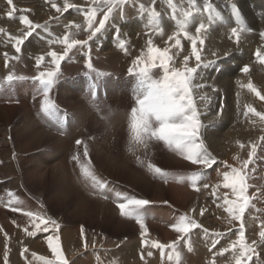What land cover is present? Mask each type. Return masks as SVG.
<instances>
[{"label": "rangeland", "instance_id": "374dc122", "mask_svg": "<svg viewBox=\"0 0 264 264\" xmlns=\"http://www.w3.org/2000/svg\"><path fill=\"white\" fill-rule=\"evenodd\" d=\"M13 2L17 9L28 10L24 14L34 23L42 24L50 17L60 16L59 21H51L54 37H62L66 30L74 32L75 29H65L64 25L69 22L82 25L75 38L84 40L90 34L84 30L82 13L75 9L61 15L48 0ZM55 2L63 7L64 0ZM68 2L88 7L91 0ZM209 2L211 14L216 18L210 23L209 13L203 11L204 0H196L201 11L188 29L195 35L196 25L201 22L209 25L208 31L202 33L205 43L201 57L205 62L214 61L209 67L198 70L200 78H196V82L206 85L200 89V95L209 98L207 102L198 101L203 124L201 139L217 161L211 168L202 170L197 180L199 191L194 190L188 180V174L199 170V166L185 160L162 141H149L147 148L129 151L130 110L135 106L137 80L128 69L132 67L133 59L146 49L150 34L145 26L147 15L141 16L138 4L154 6L161 13L163 34L151 36L156 46L165 48L174 45L168 36L176 31L167 0H155L154 5L153 0H137L131 21L120 19L117 13L112 26L107 27L98 39L94 38L87 46H77L62 62L60 74L49 92L56 107L48 115L41 111L43 90L34 77L51 66L47 52L62 53L64 45H49L50 37L37 30L17 54L11 44L4 43L6 35L0 33V229H3L0 231V264L4 259L5 233L8 236V264H27V261L42 264L37 256L52 258L46 237L53 232L27 236L24 229L32 231L30 219L24 215L27 211L56 220L59 224L56 234L60 236L69 264H171L160 250L150 249L153 254L148 256V249H142L139 224L134 218L121 215L117 207L124 197L149 201L141 211L151 240L163 244L176 240L179 234L170 225L185 214L209 230L208 235L202 229L192 231L191 251L183 243L178 246L182 264H210L213 252L216 253L214 264H234L232 251L220 255V250L236 239L235 229L239 222L233 221L235 227L227 223L228 214L222 207H217L223 201L212 196L211 186L220 184L218 195L228 192L232 198L230 189L222 186L223 172L230 170L225 162L239 167L247 159L249 145L253 142L260 147L255 162L247 170L251 185L248 192L251 195L259 189L261 195L253 200L255 207L245 212V237L249 243L258 241L259 259L254 257L249 264H264V243H259L258 235L261 221H264V141L260 140L264 136V123L258 117L243 115L245 104L264 112V100L241 87L251 79L264 95V64L257 62L254 55L257 48L264 52V39L260 36L264 32V0ZM173 3L178 10L188 8V0H173ZM8 10L7 0H0V28L7 34L21 35L25 29L19 21L21 13L18 11L14 18H9L6 16ZM100 15L98 13L97 23ZM237 19L247 29L239 44L229 38L231 27L237 26ZM116 28H119V39L126 43V50L119 47ZM208 32L215 35L212 37ZM209 37L212 42L207 39ZM180 39V49L170 48L174 66L183 67V57L188 55V66H195V58L190 54L191 42L183 36ZM219 41L226 43L221 50H217ZM213 52H216L215 56ZM5 53L9 57L18 55L19 59H9L6 63ZM39 55H44L45 60L38 68L35 58ZM89 59L93 69L86 66ZM245 65L249 67L247 74L241 71ZM9 76L13 79L8 80ZM249 97H254L255 101ZM235 129L244 133V137H232ZM78 140L82 143L77 144ZM237 141L245 147L241 148ZM148 162L169 173L167 180L149 171ZM82 167H89L105 187H94L84 176ZM205 183L210 187L205 189ZM13 208L21 211H13ZM201 208L206 209L203 215ZM229 228H232L231 233H228ZM213 232L226 233L217 238L219 242L214 249ZM24 247L28 248L27 254H21Z\"/></svg>", "mask_w": 264, "mask_h": 264}, {"label": "snow or ice", "instance_id": "6c2138e0", "mask_svg": "<svg viewBox=\"0 0 264 264\" xmlns=\"http://www.w3.org/2000/svg\"><path fill=\"white\" fill-rule=\"evenodd\" d=\"M51 3V7L56 10L57 13L63 14L70 9H75L77 12L82 13L84 30L90 33L86 39L81 40L75 38L80 32L82 25L73 24L69 22L64 25L65 29H75L74 32L65 31L63 36H53L51 21H59L60 16L50 17L49 21L44 23H34L29 19L24 12L26 9H17L13 0H7L9 10L6 12V16L14 18L15 14L19 11V21L25 25V29L21 35L13 36L5 33V30L0 28V33L6 35L5 44H11V47L15 50V53L19 54L22 51V45L34 34L37 30H41L43 33L50 37L47 40L49 45L63 44V52L57 53L56 51L49 50L47 56L51 57L50 64L44 71L38 72V75L34 77V80L38 81L42 86L43 99L41 100V111L46 115L51 114L56 105L49 97V92L53 87L56 79L58 78L62 62L69 58V54L77 48V46L84 47L89 44L94 38H99V35L109 26H112L111 22L116 18V14L119 13L120 19L126 18L125 7L128 4H132L134 7L137 5V0H91L88 7H79L76 4L64 0L63 7L58 6L55 0H48ZM155 0H153V5ZM168 7L171 9V19L174 21L176 31L172 35L168 36L169 41H174V45L170 47L160 48L153 43L151 34H163V28L161 27V13L156 11L155 7H146L144 3L138 4V11L143 16L147 15L146 27L150 30L149 38L147 39V47L141 51L132 61V67L128 69L129 73L133 74L137 80V87L135 92V106L130 110V147L129 151H135L139 147H148L149 141H162L168 148L176 151L182 155L187 161H190L193 165H198L199 170L188 174V180L190 186L199 191L197 184L198 178L202 175V170L211 168L216 164V157L208 152L203 140L201 139L202 113L198 109V101H208L206 95H200V89L206 87L201 83L196 82V78L199 75L198 70L209 67L214 61H203L201 57V51L204 47V38L202 33L208 31L209 25L203 22L199 23L195 27V35L189 32V27L194 20L197 13L201 11L197 7L196 0H188L187 9H177V6L173 3V0H167ZM179 11V17L177 12ZM204 12H208V20L211 23L216 17L212 13V8L209 0H204ZM234 11L235 8H234ZM100 13V18L97 20V15ZM218 16V14H217ZM247 29L242 22L237 19V26L230 29V39H234V42L239 44L241 42L242 34ZM117 39L119 41V47L126 50V43L119 39V28H116ZM183 36L186 40L191 42V56L195 58V66H188L189 56L183 57V67H175L173 56L170 54V48L175 47L180 49L182 47L180 37ZM262 39H264V32L260 33ZM43 38V37H42ZM199 43V48L197 44ZM216 55L215 52L212 53ZM257 62L264 64V52L259 48L254 53ZM5 62L9 59H19V56L9 57L7 53L4 54ZM45 60L44 55L36 56L35 64L39 68ZM86 66L89 69H93V65L90 59L86 62ZM241 71L245 74L249 73V67L243 66ZM159 72V75H156ZM8 80H12L13 77L9 76ZM241 87L247 88L251 93L259 97L260 100H264V95L252 83L251 79L247 84H242ZM221 107H223L221 105ZM243 115L245 117L254 116L258 117L260 122L264 123V112H258L251 104H245L243 107ZM255 123V121H252ZM261 141H264V136L260 137ZM77 144L82 143L76 141ZM237 143L241 148L245 145L239 141ZM260 147L258 143H250V150L247 153V159H244L239 167H233L227 165L229 171L223 172V188L230 189L231 197L228 192H225L223 196L218 195V189L220 184H216L212 187V196L216 199L223 201L222 204H218L217 207H222L228 214L227 223L233 225V221L239 222V227L235 229L236 239L233 240L227 248L220 250V255L225 252L232 251L234 264H249L253 258L259 259L257 252L258 241L253 240L249 243L245 237V212L247 209L255 207L253 200L259 198L261 195L259 189L257 193L249 195V188L251 185L248 183L249 174L248 168L255 162L257 155V149ZM87 149H85L84 155L87 156ZM73 159H77L73 157ZM235 159V158H234ZM138 162L142 163L137 157ZM147 168L154 175L160 176L167 180L169 173L165 172L162 168L155 164L148 162ZM84 176L89 179L94 187L103 189L104 184L100 183L94 172L89 167H82ZM205 189L209 188V184H203ZM11 203V202H10ZM149 201L145 199H136L124 197L123 202L117 204V207L121 215L134 218L136 223L139 224L141 232V246L142 249H148L147 255L151 256L153 253L150 249H158L167 255V260L171 264H182V253L178 249V246L183 243L184 247L188 251L192 250L191 247V233L194 229H202L205 235L209 234V230L203 227L195 219L188 215H181L177 221L170 225L175 232L179 235L176 240L167 244H163L158 240H151L148 238V229L144 223V214L141 211ZM13 211H21L19 208H13ZM206 209L201 208L200 214L203 215ZM24 215L30 219L32 225V231L28 228L24 229L27 236H35L37 232L48 233L50 230L52 235H47L46 241L49 250L51 251L52 258L45 256H37V259L42 264H69L65 258L64 252L60 243V236L56 234L59 230V224L56 220L51 218H45L41 213L27 211ZM15 223V222H14ZM233 227H235L233 225ZM3 231V229H0ZM232 232V228L228 229V233ZM83 229H81V236L83 237ZM225 232H213L212 246L215 248L219 242L217 238L224 237ZM259 235V243H264V221H261ZM87 245L85 244V247ZM8 236L5 233V251L3 264H8ZM28 248L24 247L21 250V254H27ZM36 256V253H33ZM216 253L213 252V261L210 264H214Z\"/></svg>", "mask_w": 264, "mask_h": 264}, {"label": "bare ground", "instance_id": "6f19581e", "mask_svg": "<svg viewBox=\"0 0 264 264\" xmlns=\"http://www.w3.org/2000/svg\"><path fill=\"white\" fill-rule=\"evenodd\" d=\"M181 1H182V0H181ZM210 1H211V0H210ZM223 1H224V0H223ZM228 1H229V0H228ZM225 2H226V1H225ZM202 4H203V2H202ZM226 4H227V2H226ZM136 7H137V6H136ZM136 7H134L131 3L128 4V5H126V7H125V13H126V18H127V19H129V20L131 19V18H130V17H131V14H132L133 16H135L134 11H136V9H137ZM198 7H199V6H198ZM226 7H227V6H226ZM226 7H225V8H226ZM133 9H135V10L133 11ZM132 12H133V13H132ZM117 15H118V14H117ZM138 15H139V14H138ZM197 15H198V14H197ZM206 17H207V16H206ZM137 18H138V17H137ZM202 18H205V17H202ZM202 18H201V19H202ZM125 20H126V19H125ZM137 20H138V19H137ZM130 21H131V20H130ZM172 21H173V20H172ZM201 21H202V20H201ZM206 21H207V20H206ZM125 23H126V22H125ZM203 23H204V22H203ZM219 23H222V22H219ZM256 23H257V22H256ZM126 24H127V23H126ZM131 24H133V23H131ZM131 24H130V25H131ZM257 24H258V23H257ZM133 25H134V24H133ZM133 25H132V26H133ZM222 25H223V24H222ZM262 25H263V24H262ZM125 26H126V25H125ZM128 27H129V26H128ZM130 27H131V26H130ZM131 28H133V27H131ZM220 28H221V27H220ZM220 28H219V29H220ZM231 28H232V27H231ZM221 29H222V28H221ZM221 29H220V30H221ZM210 30H211V29H210ZM222 31H223V30H222ZM106 32H107V31H106ZM210 32H211V31H210ZM110 33H111V32H110ZM111 34H112V33H111ZM208 34H211V33L208 32ZM211 35H212V34H211ZM213 35H215V34H213ZM213 35H212V37H213ZM225 36H226V35H225ZM220 37H221V36H220ZM207 39H208L209 41H211V40H210V37L207 38ZM261 39H262V38H261ZM214 40H215V39H214ZM214 40H213V41H214ZM225 40H226V38H225ZM223 41H224V37H223ZM223 41H222V42L219 41L220 44H219V46L217 47V50H221V49H223V48L225 47V44H226V43H224ZM211 42H212V41H211ZM232 42H233V41H232ZM209 43H210V42H209ZM212 44H213V46H214V42H213ZM216 46H217V44H216ZM228 46H229V45H228ZM229 47H230V46H229ZM230 48H231V47H230ZM230 48H229V49H230ZM262 48H263V47H262ZM262 48H261V49H262ZM231 49H232V48H231ZM190 50H191V49H190ZM213 50H214V49H213ZM213 50H212V51H213ZM237 50H238V49H237ZM262 51H263V50H262ZM216 52H217V51H216ZM216 52H215V53H216ZM224 52H226V51L223 50V53H224ZM238 52H239V50H238ZM241 52H242V51H241ZM243 53H244V52H243ZM190 54H191V53H190ZM206 54H207V53H206ZM224 54H225V53H224ZM219 55H220V54H219ZM219 55H218V56H219ZM221 55H222V54H221ZM221 55H220V56H221ZM249 55H250V52H249ZM188 56H189V55H188ZM204 56H206V55H204ZM208 56H209V54H208ZM216 57H217V56H216ZM249 57H250V56H249ZM189 58H190V57H189ZM206 59H207V58H206ZM213 60H214V59H213ZM247 60H248V59H247ZM238 61H239V60H238ZM174 62H175V61H174ZM240 62H241V61H240ZM240 62H238V63L240 64ZM178 63H180V62H178ZM241 65H242V64H241ZM253 65H254V64H253ZM252 67H253V66H252ZM210 68H211V67H210ZM239 68H240V67H239ZM215 70H216V69H215ZM213 71H214V70H213ZM202 72H203V71H202ZM204 72H205V71H204ZM211 72H212V71H211ZM200 73H201V72H200ZM208 73H209V72H208ZM210 74H211V73H210ZM242 75H243V73H242ZM201 76H202V74H201ZM204 76H205V75H204ZM204 76H203V77H204ZM208 76H209V74H208ZM198 77H199V76H198ZM212 77H213V76H212ZM242 77H243V76H242ZM199 78H200V77H199ZM209 78H211V76H209ZM219 78H220V77H219ZM238 78H241V77H238ZM256 78H257V77H256ZM199 80H200V79H199ZM205 80H206V79H205ZM202 81H203V80H202ZM215 81H216V80H215ZM218 81H219V80H218ZM263 81H264V80H263ZM259 82H261V81H259ZM246 83H247V80H246ZM246 83H245V84H246ZM219 84H220V83H219ZM221 84H222V82H221ZM221 84H220L219 86H221ZM262 84H263V83H262ZM259 85H260V84H259ZM256 86H257V85H256ZM220 89H221V88H220ZM261 90H263V89H261ZM248 91H249V90H248ZM261 93H262V92H261ZM249 96H250V94H249ZM255 96H256V95H255ZM249 98H250V97H249ZM251 98H253V100H254V97H251ZM251 98H250V99H251ZM256 98H257V97H256ZM254 101H255V100H254ZM241 102H242V101H241ZM254 103H255V102H254ZM242 105H243V103H242ZM12 106H13V105H11L10 107H12ZM254 106H255V105H254ZM13 108H14V107H13ZM228 110H229V109H228ZM24 119H25V118H24ZM207 119H209V118H207ZM207 119H205V120H207ZM31 122H32V121H31ZM250 127H251V126H250ZM235 130H236V129H235ZM228 131H229V130H228ZM228 131H227V132H228ZM230 133H231V132H230ZM252 134H255V133L253 132ZM226 135H227V134H226ZM226 135H225V136H226ZM231 135H232V137L239 139L242 135H245V134L242 133V132H240V131H238V130H236L235 132H232ZM243 137H244V136H242V138H243ZM20 260H21V259H20ZM21 264H24V263H21ZM27 264H33V262H32V261H27Z\"/></svg>", "mask_w": 264, "mask_h": 264}]
</instances>
